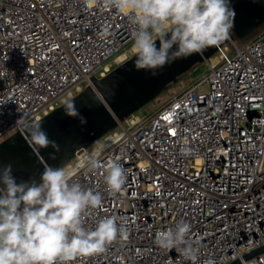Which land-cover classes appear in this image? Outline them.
Listing matches in <instances>:
<instances>
[{
    "label": "built area",
    "instance_id": "1",
    "mask_svg": "<svg viewBox=\"0 0 264 264\" xmlns=\"http://www.w3.org/2000/svg\"><path fill=\"white\" fill-rule=\"evenodd\" d=\"M132 31L102 0H0V141L129 58ZM206 63L203 80L131 114L63 166L102 197L86 226L109 216L125 228L104 252L72 264H191L155 244L180 221L191 225L197 264H264V252L244 258L264 246V29ZM92 153L101 168L77 167ZM112 161L127 176L115 195L104 182Z\"/></svg>",
    "mask_w": 264,
    "mask_h": 264
},
{
    "label": "clouds",
    "instance_id": "2",
    "mask_svg": "<svg viewBox=\"0 0 264 264\" xmlns=\"http://www.w3.org/2000/svg\"><path fill=\"white\" fill-rule=\"evenodd\" d=\"M97 2L85 0L86 4ZM102 4L128 17L136 68L153 74L176 59L219 47L230 39L234 28L230 0H102ZM24 131L29 146L58 147L39 123ZM77 167L91 172L102 165L92 153ZM104 171L108 191L120 193L127 180L121 164L112 161ZM0 184L4 186L0 187V264H72L78 257L104 252L125 235L115 217L105 216L94 227L86 226V217L102 208V197L76 182L72 170L45 166L41 182L18 184L9 165L0 172ZM190 231L191 225L180 221L173 228L159 230L155 244L175 249L186 261L197 264L199 252L188 240Z\"/></svg>",
    "mask_w": 264,
    "mask_h": 264
},
{
    "label": "water",
    "instance_id": "3",
    "mask_svg": "<svg viewBox=\"0 0 264 264\" xmlns=\"http://www.w3.org/2000/svg\"><path fill=\"white\" fill-rule=\"evenodd\" d=\"M230 7L235 17L229 40L219 47L207 48L202 55L197 53L176 59L156 69L155 74L151 70H137L133 54L104 76H91L82 90L0 141V172L10 165L18 184L41 182L45 166L63 167L79 150L123 125L128 116L157 99L198 64L206 62L220 47L230 42H243L264 26V0H230ZM156 44L159 47V40ZM36 123L58 147L29 146L25 140L28 133L24 129ZM0 187L4 186L0 184ZM261 252H264V246L251 250L244 258H252ZM231 264H240V261Z\"/></svg>",
    "mask_w": 264,
    "mask_h": 264
},
{
    "label": "rangeland",
    "instance_id": "4",
    "mask_svg": "<svg viewBox=\"0 0 264 264\" xmlns=\"http://www.w3.org/2000/svg\"><path fill=\"white\" fill-rule=\"evenodd\" d=\"M262 29H264V26L260 27L256 32H258ZM132 55H133V53L130 56H132ZM122 57H124V56H122ZM114 65L117 66L118 64L115 63ZM206 68H207L206 62L198 64L192 71H190L186 75H184L179 80V82L172 84L166 91H164L159 96L160 98H157V99L151 101L150 103L145 105L143 108H141L139 110V113L140 114L151 113L152 111L157 109L162 103H164L172 93L177 92L178 90L185 87L188 83H190L192 78H200V80H203L205 78ZM204 89H205V87H204Z\"/></svg>",
    "mask_w": 264,
    "mask_h": 264
},
{
    "label": "trees",
    "instance_id": "5",
    "mask_svg": "<svg viewBox=\"0 0 264 264\" xmlns=\"http://www.w3.org/2000/svg\"><path fill=\"white\" fill-rule=\"evenodd\" d=\"M186 75V74H185ZM158 98H160V97H158Z\"/></svg>",
    "mask_w": 264,
    "mask_h": 264
},
{
    "label": "bare ground",
    "instance_id": "6",
    "mask_svg": "<svg viewBox=\"0 0 264 264\" xmlns=\"http://www.w3.org/2000/svg\"><path fill=\"white\" fill-rule=\"evenodd\" d=\"M122 56H123V55H122ZM122 56H121V57H122Z\"/></svg>",
    "mask_w": 264,
    "mask_h": 264
}]
</instances>
